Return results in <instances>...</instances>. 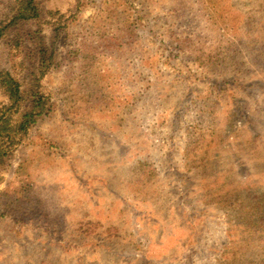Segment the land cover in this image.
Listing matches in <instances>:
<instances>
[{"label":"rangeland","instance_id":"1","mask_svg":"<svg viewBox=\"0 0 264 264\" xmlns=\"http://www.w3.org/2000/svg\"><path fill=\"white\" fill-rule=\"evenodd\" d=\"M37 5L0 40L46 105L0 163V264H264V0Z\"/></svg>","mask_w":264,"mask_h":264},{"label":"trees","instance_id":"2","mask_svg":"<svg viewBox=\"0 0 264 264\" xmlns=\"http://www.w3.org/2000/svg\"><path fill=\"white\" fill-rule=\"evenodd\" d=\"M39 15L37 0H14L10 12L0 20V40L18 24ZM46 67L41 61L40 69ZM0 92L5 102L0 103V163L8 150L14 147L29 126L44 112L45 102L36 90L31 91L28 109L22 108L23 92L19 81L9 71H0Z\"/></svg>","mask_w":264,"mask_h":264}]
</instances>
